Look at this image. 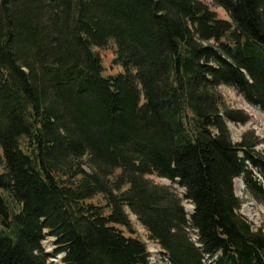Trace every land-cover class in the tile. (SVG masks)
Here are the masks:
<instances>
[{"label": "trees", "instance_id": "trees-1", "mask_svg": "<svg viewBox=\"0 0 264 264\" xmlns=\"http://www.w3.org/2000/svg\"><path fill=\"white\" fill-rule=\"evenodd\" d=\"M211 2L229 20L202 0H0V264H52L47 236L61 264H150L133 220L170 264H264L235 191L264 201L262 141H233L248 116L220 92L264 111V0Z\"/></svg>", "mask_w": 264, "mask_h": 264}, {"label": "rangeland", "instance_id": "rangeland-1", "mask_svg": "<svg viewBox=\"0 0 264 264\" xmlns=\"http://www.w3.org/2000/svg\"><path fill=\"white\" fill-rule=\"evenodd\" d=\"M208 3L213 10H215L220 18L229 20L228 14L224 9L216 7L211 0H202ZM100 55L103 60L106 74H114L120 72L121 69L113 66V50L107 49L100 51ZM220 92L224 98L226 105L231 109L240 110L245 112L248 116V120L245 123L228 122V128L231 137L234 142H239L243 137L247 136L249 132H253L255 137L260 139L262 142L256 146V150L262 152L264 155V111L259 110L256 107L251 106L243 97V95L235 88L232 87H221ZM252 170V177L257 182H263L261 173L255 167H249ZM155 182L160 184H171L169 180L165 178L152 177ZM180 193L182 188L177 185L174 186ZM235 191L237 196L242 200V206L239 213L243 215L255 228L261 227L264 229V201L260 198L255 197L252 194L251 187L246 185L242 178L235 180ZM185 208L188 213H191L193 206L189 202H184ZM141 238L147 243L148 249L151 253L150 264H170L166 256L161 255L159 246L149 241L146 237L145 231L142 229L140 224L133 220ZM195 236V235H194ZM54 238L47 236L42 242L43 250L49 256V261L52 264H61V258L63 254L54 255ZM204 264H214L213 260L206 258Z\"/></svg>", "mask_w": 264, "mask_h": 264}, {"label": "bare ground", "instance_id": "bare-ground-1", "mask_svg": "<svg viewBox=\"0 0 264 264\" xmlns=\"http://www.w3.org/2000/svg\"><path fill=\"white\" fill-rule=\"evenodd\" d=\"M194 238V237H193ZM196 240V239H195ZM196 242V241H195Z\"/></svg>", "mask_w": 264, "mask_h": 264}, {"label": "water", "instance_id": "water-1", "mask_svg": "<svg viewBox=\"0 0 264 264\" xmlns=\"http://www.w3.org/2000/svg\"><path fill=\"white\" fill-rule=\"evenodd\" d=\"M192 211H193V210H192ZM192 211H191V212H192Z\"/></svg>", "mask_w": 264, "mask_h": 264}]
</instances>
